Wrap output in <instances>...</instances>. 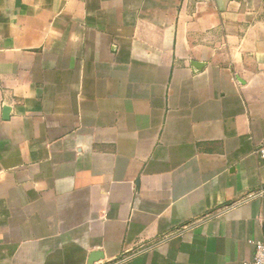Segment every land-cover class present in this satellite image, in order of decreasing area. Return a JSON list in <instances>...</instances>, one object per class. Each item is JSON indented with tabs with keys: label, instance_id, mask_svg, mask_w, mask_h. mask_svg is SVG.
<instances>
[{
	"label": "crops",
	"instance_id": "1",
	"mask_svg": "<svg viewBox=\"0 0 264 264\" xmlns=\"http://www.w3.org/2000/svg\"><path fill=\"white\" fill-rule=\"evenodd\" d=\"M261 148L264 0H0V264H244Z\"/></svg>",
	"mask_w": 264,
	"mask_h": 264
},
{
	"label": "built area",
	"instance_id": "2",
	"mask_svg": "<svg viewBox=\"0 0 264 264\" xmlns=\"http://www.w3.org/2000/svg\"><path fill=\"white\" fill-rule=\"evenodd\" d=\"M261 149L262 150H260V154L261 156L264 157V148H261ZM263 194H264V186H262V188H260L259 190L248 193L246 196L241 197V199H238L236 202L228 206H225L224 209H229L241 203L261 197ZM212 216L213 215H209L206 218H209ZM254 247H255V251H254V256L252 260L246 261L244 264H264V240L263 239L255 240ZM113 264H116V263H113Z\"/></svg>",
	"mask_w": 264,
	"mask_h": 264
},
{
	"label": "water",
	"instance_id": "3",
	"mask_svg": "<svg viewBox=\"0 0 264 264\" xmlns=\"http://www.w3.org/2000/svg\"><path fill=\"white\" fill-rule=\"evenodd\" d=\"M7 108L5 109V112H7ZM104 258V253L100 250H94L91 252L88 260V264H95L96 261Z\"/></svg>",
	"mask_w": 264,
	"mask_h": 264
}]
</instances>
